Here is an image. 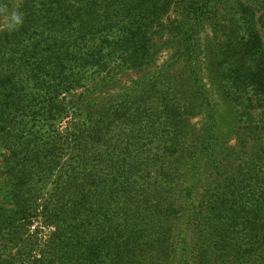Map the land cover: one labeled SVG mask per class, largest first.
Instances as JSON below:
<instances>
[{"label":"trees","instance_id":"trees-1","mask_svg":"<svg viewBox=\"0 0 264 264\" xmlns=\"http://www.w3.org/2000/svg\"><path fill=\"white\" fill-rule=\"evenodd\" d=\"M215 3L17 8L0 31V264H264V42L247 7L206 45L221 112L199 69ZM170 45L185 79L167 62L116 86Z\"/></svg>","mask_w":264,"mask_h":264},{"label":"rangeland","instance_id":"rangeland-1","mask_svg":"<svg viewBox=\"0 0 264 264\" xmlns=\"http://www.w3.org/2000/svg\"><path fill=\"white\" fill-rule=\"evenodd\" d=\"M23 1L24 0H8V4H4L3 7L0 6V31L3 30L6 25L13 24V21L11 20L16 17L14 15H16L17 13V8L21 7ZM216 2L217 3H215L213 10H211V14H208L209 18L204 21L203 27L198 35L199 49H205L202 54L204 59L200 60L202 65L201 67L199 66V69L200 71H202V81L206 85L210 97H212L214 103L218 105L220 111L223 112L225 104H223L222 99L218 97L215 91V85L212 83L211 79L209 78V75H207L205 63L209 52H206V45L209 44L211 48V45L216 42L217 38L221 39L222 34L228 33L230 21L240 18L241 14H246L247 7H251L252 9H254V12L257 17L256 28L264 42V0H216ZM174 17L175 15L171 13L170 16L167 15L164 18V22L168 24L171 20H173ZM15 20H17V18ZM175 51L176 46L172 47L171 45L166 46V48L164 49H160L155 55V57L152 59L153 62L146 67L144 72L139 73L137 71H129L124 77L118 76V79L116 78L115 81L119 80V78L120 80L119 85L116 86H129L131 81L136 82L138 79H142L145 73H150L152 71L159 70L167 62H174V66L172 67L173 72L176 74V76H180L182 79H185L186 76L184 75L185 68L183 66V59L175 61ZM172 58L173 60H171ZM86 75L95 78V82L101 79H104L108 82V80L110 79V76H107V73L103 71L99 74H92V72L90 71ZM81 91L82 89H77L76 93H80ZM263 105H261V107L256 108L254 110L255 113H258L259 110L264 109ZM199 120V117H195L190 120V124L194 125L193 129L195 131L199 129ZM66 121H68V118L63 120L59 124L60 128L63 129L66 127ZM230 143H233V141H231ZM27 236L33 238L34 241H36L33 255L38 254L40 249L44 247V242L47 238L45 231L39 228V222H35L33 226L30 227L29 231L27 232Z\"/></svg>","mask_w":264,"mask_h":264}]
</instances>
